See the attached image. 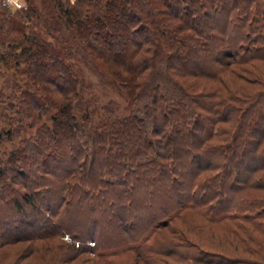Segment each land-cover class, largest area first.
Wrapping results in <instances>:
<instances>
[{
    "label": "trees",
    "instance_id": "obj_1",
    "mask_svg": "<svg viewBox=\"0 0 264 264\" xmlns=\"http://www.w3.org/2000/svg\"><path fill=\"white\" fill-rule=\"evenodd\" d=\"M96 8L58 3L48 40L4 10L0 63L27 77L16 120L47 121L0 166V264H90L92 241L134 264H264V0ZM71 59L129 113L83 98ZM161 72L176 97L150 85ZM65 234L68 247L44 242Z\"/></svg>",
    "mask_w": 264,
    "mask_h": 264
},
{
    "label": "rangeland",
    "instance_id": "obj_2",
    "mask_svg": "<svg viewBox=\"0 0 264 264\" xmlns=\"http://www.w3.org/2000/svg\"><path fill=\"white\" fill-rule=\"evenodd\" d=\"M107 0H23L24 8L14 11L16 15L13 16V21H17L22 27V31L29 34L30 32L36 31L40 33L44 39H49V36L43 33V29L40 27L44 24V20L49 19L50 15H56L55 8L58 7V3L61 4L62 8L75 9L78 14L82 16H91L97 12L96 7H104ZM5 8H0V21H8L9 17H6L4 12ZM28 17L24 18L26 15ZM24 18V19H21ZM7 24V23H6ZM36 25V26H35ZM39 29V31H38ZM62 32L66 34L63 30ZM39 34V35H40ZM9 37L17 36V33H9ZM6 38V37H5ZM5 38L3 40V34L0 33V52H5L7 47L5 45ZM79 75L85 80L83 86L82 95L83 98H97L101 104H107L112 101L119 107L120 114H128L126 103L119 98L118 92L115 87L108 85V81H103L92 74L89 69L85 67V63L82 61L71 59L66 61ZM21 65L20 68H23ZM16 69L11 63L8 66H3L0 63V166L3 167L11 154V152L19 149L26 142H30L36 138V131L40 125L47 121V118H43L40 123L33 125L31 121L18 123L17 110L19 107L18 98L21 95L22 89L20 86L25 84L27 80L26 75L21 74V69ZM74 71V72H75ZM75 72V74H76ZM162 73V72H161ZM163 74V73H162ZM158 74L151 79L150 85L159 83L163 87L164 93L167 98H174L178 95L177 89L169 82L164 74ZM17 98H13V97ZM148 103L147 95H143L141 100L136 104L133 112L143 117L145 112V105ZM13 108H9V107ZM48 123V122H47ZM29 154H34L28 152ZM65 234L63 236H56L52 239L45 240L47 244H51L53 247L58 245L70 246L73 241H66ZM149 242L153 240V234L149 236ZM92 241V240H91ZM93 242V241H92ZM38 243V242H37ZM90 252L82 254V257L90 260L91 263L101 264H134L133 253L129 251H123L122 249L106 251L103 254L99 251L98 245L92 248H88ZM101 254V255H100ZM0 257H6L4 253H0ZM1 258V259H2Z\"/></svg>",
    "mask_w": 264,
    "mask_h": 264
},
{
    "label": "built area",
    "instance_id": "obj_3",
    "mask_svg": "<svg viewBox=\"0 0 264 264\" xmlns=\"http://www.w3.org/2000/svg\"><path fill=\"white\" fill-rule=\"evenodd\" d=\"M0 8H5L9 12H14L24 8V2L23 0H0ZM64 238L66 241H71L69 235H66ZM87 244L91 247L94 246L93 242H88ZM75 247H79V242H75Z\"/></svg>",
    "mask_w": 264,
    "mask_h": 264
}]
</instances>
